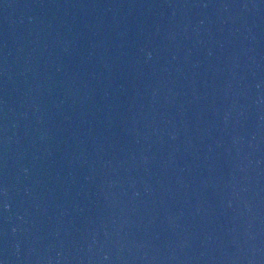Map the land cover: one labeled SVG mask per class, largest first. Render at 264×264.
<instances>
[{
	"label": "water",
	"instance_id": "95a60500",
	"mask_svg": "<svg viewBox=\"0 0 264 264\" xmlns=\"http://www.w3.org/2000/svg\"><path fill=\"white\" fill-rule=\"evenodd\" d=\"M0 264H264V0H0Z\"/></svg>",
	"mask_w": 264,
	"mask_h": 264
}]
</instances>
